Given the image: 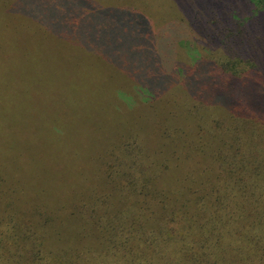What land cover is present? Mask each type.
Listing matches in <instances>:
<instances>
[{
  "label": "trees",
  "instance_id": "1",
  "mask_svg": "<svg viewBox=\"0 0 264 264\" xmlns=\"http://www.w3.org/2000/svg\"><path fill=\"white\" fill-rule=\"evenodd\" d=\"M159 8L115 51L104 25L90 38L124 74L108 79L112 103L155 106L149 137L102 150L83 122L67 149L85 156L57 183L46 173L59 159L53 173L50 158L28 172L0 139V264H264V0ZM138 42L150 49L142 64L123 50ZM97 151L88 181L78 169Z\"/></svg>",
  "mask_w": 264,
  "mask_h": 264
},
{
  "label": "rangeland",
  "instance_id": "2",
  "mask_svg": "<svg viewBox=\"0 0 264 264\" xmlns=\"http://www.w3.org/2000/svg\"><path fill=\"white\" fill-rule=\"evenodd\" d=\"M168 1L0 0V139L12 141L13 152H21L28 172L39 170L42 158H50L51 164L59 159L60 171L46 174L53 183L65 180L72 159L85 156L86 148L80 144L67 149L79 137L70 130L83 122L104 135L96 136L101 146L126 133L149 137L146 124L153 123L155 106L140 107L138 99L131 106L112 103L117 88L108 79L124 74L92 52L96 44L92 45L91 37L94 28L104 25L105 51H115L131 37H123V29L140 32L139 17L159 13ZM123 50L139 64L150 51L141 42ZM178 50L181 56L190 51L185 44H179ZM111 108L120 117L118 122L112 119L113 125L105 119L112 114ZM94 149L92 141L90 150ZM99 152L90 154L78 170L88 176L91 160ZM34 183L40 187L44 181Z\"/></svg>",
  "mask_w": 264,
  "mask_h": 264
}]
</instances>
